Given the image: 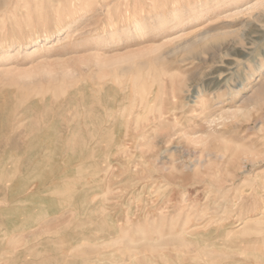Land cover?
<instances>
[{
	"label": "rangeland",
	"instance_id": "374dc122",
	"mask_svg": "<svg viewBox=\"0 0 264 264\" xmlns=\"http://www.w3.org/2000/svg\"><path fill=\"white\" fill-rule=\"evenodd\" d=\"M263 215L264 0H0V264H264Z\"/></svg>",
	"mask_w": 264,
	"mask_h": 264
},
{
	"label": "bare ground",
	"instance_id": "6f19581e",
	"mask_svg": "<svg viewBox=\"0 0 264 264\" xmlns=\"http://www.w3.org/2000/svg\"><path fill=\"white\" fill-rule=\"evenodd\" d=\"M138 31H139V30H138ZM140 31H141V30H140ZM160 107H161V106H160ZM158 108H159V107H158ZM160 110H161V108H160ZM157 111H158V110H157ZM118 112H119V111H118ZM151 112H152V111H151ZM159 113H161V112H159ZM159 113H157V114H159ZM161 115H162V114H161ZM159 118H160V117H159ZM146 122H147V121H146ZM136 123H137V122H136ZM137 126H138V125H137ZM241 211H242V210H241ZM259 215H260V214H259ZM263 216H264V215H263ZM263 216H261V217H263ZM176 219H177V218H176ZM240 220H241V219H240ZM240 220H239V221H240ZM254 220H259V219H254ZM248 221H249V220H248ZM169 222H170V221H169ZM240 222H241V221H240ZM243 223H244V222H243ZM169 224H170V223H169ZM185 224H186V223H185ZM244 224H245V223H244ZM244 224H243V226H244ZM237 225H238V224H236V226H237ZM241 225H242V224H241ZM236 226H235V227H236ZM238 227H239V226H238ZM238 227H237V228H238ZM135 230H136V229H135ZM138 230H139V229H138ZM150 230H151V229H150ZM152 230H153V229H152ZM156 232H158V230H157ZM137 233H138V232H137ZM141 233H142V231H141ZM228 233H229V232H228ZM114 234H115V233H114ZM226 234H227V232H226ZM226 234H225V236H226ZM122 236H123V235H122ZM115 237H116V236H115ZM161 237H164V236H161ZM178 237H179V236H178ZM226 237H228V236H226ZM120 238H121V237H120ZM120 238H117V239H120ZM127 238H128V237H127ZM171 238H172V237H171ZM163 239H164V238H163ZM172 239H173V238H172ZM179 239H180V238H178L177 240H179ZM121 240H123V238H122ZM124 240H125V239H124ZM128 240H129V239H128ZM143 240H144V239H143ZM147 240H148V239H147ZM160 240H162V239L159 238V241H160ZM180 240H181V239H180ZM180 240H179V241H180ZM84 241H85V240H84ZM114 241L116 242V240H114ZM150 241L153 243L154 240H153V241L150 240ZM150 241H147V242H150ZM170 241H171V240H170ZM115 242H114V243H115ZM121 242H122V241H121ZM128 242H129V241H128ZM147 242L145 241L146 244H147ZM151 242H150V243H151ZM154 242H156V241H154ZM114 243H113V244H114ZM130 243H131V242H129V244H130ZM180 243H181V242H180ZM116 244H117V243H116ZM131 244H132V243H131ZM134 244H135V242L133 243V245H134ZM146 244H145V245H146ZM154 244L156 245L157 242L154 243ZM158 244H161V243L158 242ZM176 244H177V243H176ZM96 245H98V244H96ZM149 245H150V244H149ZM152 245H153V244H152ZM155 245H153V246H155ZM128 248H129V247H128ZM132 248H133V247H132ZM135 248H136V247H135ZM128 251H129V250H128ZM185 252H186V251H185ZM129 253H130V252H129ZM111 254H113V253H111ZM131 255H132V254H131ZM110 256H111V255H110ZM115 256H117V255H115ZM139 256H140V255H139ZM166 256H167V255H166ZM140 257H141V256H140ZM161 257H162V256H161ZM134 258H135V257H134ZM143 258H144V256H143ZM118 259H119V258H118ZM119 260H120V259H119ZM133 260H134V259H133ZM135 260H136V259H135ZM137 260H138V259H137ZM149 260H150V259H149ZM153 260H154V259H153ZM142 261H144V260H142ZM98 262L101 263V261H98ZM112 262H113V261H112ZM112 262L110 261V263H112ZM135 262H136V261H135ZM144 262H145V261H144ZM156 262H157V261H156ZM102 263H103V262H102ZM107 263H108V262H107ZM110 263H109V264H110ZM113 263H116V262L114 261ZM137 263H139V262L137 261ZM146 263H148V262H146ZM146 263H142V264H146ZM140 264H141V263H140Z\"/></svg>",
	"mask_w": 264,
	"mask_h": 264
}]
</instances>
